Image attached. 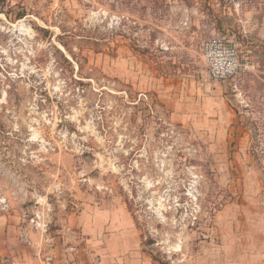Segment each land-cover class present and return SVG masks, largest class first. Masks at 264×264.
<instances>
[{
	"label": "rangeland",
	"instance_id": "obj_1",
	"mask_svg": "<svg viewBox=\"0 0 264 264\" xmlns=\"http://www.w3.org/2000/svg\"><path fill=\"white\" fill-rule=\"evenodd\" d=\"M183 83L247 140L221 151ZM243 143L264 181V0L0 2V215L47 256L109 261L125 215L140 264H226L232 225L260 222Z\"/></svg>",
	"mask_w": 264,
	"mask_h": 264
},
{
	"label": "crops",
	"instance_id": "obj_2",
	"mask_svg": "<svg viewBox=\"0 0 264 264\" xmlns=\"http://www.w3.org/2000/svg\"><path fill=\"white\" fill-rule=\"evenodd\" d=\"M198 85L202 86V88L198 87V94L194 90V95L190 96L187 89L185 90L184 83L182 84L183 90L186 91V95H184L186 97V107L188 108V112H190V107L191 111H193V125L197 121L201 127L203 126L201 125L203 122L204 126H206V128H203L205 131L204 135L206 137L209 136L211 141H215L221 147V151H223V144L227 143L230 130L233 129L234 131L238 126L236 125L238 114L230 106L226 108L223 98L203 92L204 84L198 83ZM243 130L240 127L237 133L245 142L248 134L247 131ZM198 131L201 134V129ZM248 144L243 143L239 145L236 148L238 153L236 152L235 154L240 159V166L242 167L244 176L242 199L257 201L254 213L257 212V216L259 217L257 219L260 222L253 225H232L234 230H229L235 233V236H233L235 239L232 241V251L226 253V264H264V204L262 206L260 203V200L264 199V181L260 173H258L259 167L249 157ZM216 152H218L217 149ZM240 210L242 213L244 212L245 207L243 204L240 206ZM128 221L129 217L124 215V223L121 228L116 231L111 229L110 231L112 232L106 236L105 234L103 235L108 237L106 245L109 248L107 255L110 258L109 261L103 264L141 263L142 260L133 255L134 250L137 249L136 239L134 228ZM114 223L116 222L111 220L109 228L115 227L116 224ZM18 225L11 221V216L0 215V264H67L66 260L59 261L50 257V255L47 256L43 242H36L34 244L30 240H25L20 232L13 234V230H16L17 227L19 228ZM105 229L106 232L109 231L108 228ZM245 231H251L252 236L245 237L242 234ZM236 232H241V235H238ZM17 236L18 238H16Z\"/></svg>",
	"mask_w": 264,
	"mask_h": 264
},
{
	"label": "built area",
	"instance_id": "obj_3",
	"mask_svg": "<svg viewBox=\"0 0 264 264\" xmlns=\"http://www.w3.org/2000/svg\"><path fill=\"white\" fill-rule=\"evenodd\" d=\"M227 52H229V54L231 55L232 60H235V58H233V57H236V56H234V53H235L234 49H228ZM235 66L237 68V65H235ZM231 73L233 74L234 71H231Z\"/></svg>",
	"mask_w": 264,
	"mask_h": 264
},
{
	"label": "trees",
	"instance_id": "obj_4",
	"mask_svg": "<svg viewBox=\"0 0 264 264\" xmlns=\"http://www.w3.org/2000/svg\"><path fill=\"white\" fill-rule=\"evenodd\" d=\"M3 0H0V2H2ZM150 244L154 245V242H151ZM151 257L153 258V256L151 255ZM153 260H156L155 258H153Z\"/></svg>",
	"mask_w": 264,
	"mask_h": 264
}]
</instances>
